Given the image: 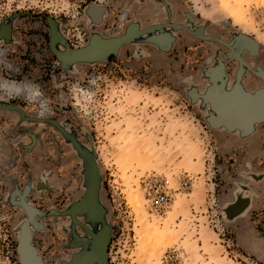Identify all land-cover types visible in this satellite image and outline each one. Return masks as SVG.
<instances>
[{
	"label": "rangeland",
	"instance_id": "rangeland-1",
	"mask_svg": "<svg viewBox=\"0 0 264 264\" xmlns=\"http://www.w3.org/2000/svg\"><path fill=\"white\" fill-rule=\"evenodd\" d=\"M166 1L182 24L168 51L132 42L105 61L63 67L46 17L79 48L93 32L165 23L162 5L0 0V22L15 15L11 39L0 41V100L55 120L95 153L108 264H264V121L242 136L202 98L222 64L219 86L230 89L238 74L245 90L264 86V0ZM152 176L167 181L165 208L147 200L143 181ZM84 190L81 158L57 126L0 108V264H21L22 202L35 210L30 243L43 264L68 260L79 248L55 211Z\"/></svg>",
	"mask_w": 264,
	"mask_h": 264
},
{
	"label": "water",
	"instance_id": "water-1",
	"mask_svg": "<svg viewBox=\"0 0 264 264\" xmlns=\"http://www.w3.org/2000/svg\"><path fill=\"white\" fill-rule=\"evenodd\" d=\"M155 1L160 3L165 11L167 20L165 23H153L141 27L139 21H133L125 27L122 34L110 37H102L98 33L93 32L88 43L79 48L67 46L65 39L58 29L57 22L46 17L49 25L50 50L55 54L58 62L63 67H69L78 63L105 61L109 55L117 54L124 44L132 42H149L156 45L162 51H168L174 39L173 32L178 31L182 27V24L170 20L171 7L166 0ZM91 11L100 13L97 6H93ZM14 18L15 15L5 18L0 22V41L8 43L11 39L12 20ZM248 41L255 45V41H251V39ZM240 65H243L241 64V60ZM223 68V64L220 68H217L219 72L217 78L211 76L207 89V91L211 90V92L205 93L202 95V98L210 103L211 108L217 112L218 117H221L222 122L230 128H234V126L241 127L242 133L240 135L246 136L253 130L255 122L264 121V86L253 91L245 90L241 83V74H238V81L230 89L221 87L222 83L226 81L225 78L220 80L224 72ZM262 78L264 80L263 74ZM211 81H213V85ZM217 81L221 84H214ZM230 102L235 103V105L232 106ZM225 107L230 113L228 117H225L224 114ZM0 108L16 111L22 119L52 122L81 158L85 190L81 198L71 202L64 211H55V214L65 215L69 219L71 232L70 246H77L79 248V250L71 254L68 260L62 261L61 264H108L107 248L110 239V228L105 220L106 210L99 198L101 177L94 159L95 153L81 145L74 134L65 131L55 120L27 117L18 106L5 103L1 100ZM229 116L232 118H229ZM22 206L28 214V219L22 223L20 229L17 245L19 261L21 264H43L36 254L35 248L30 243V224L35 219V217L31 219V216L35 210L26 202H22ZM76 227L84 234L82 235L77 232Z\"/></svg>",
	"mask_w": 264,
	"mask_h": 264
},
{
	"label": "built area",
	"instance_id": "built-area-1",
	"mask_svg": "<svg viewBox=\"0 0 264 264\" xmlns=\"http://www.w3.org/2000/svg\"><path fill=\"white\" fill-rule=\"evenodd\" d=\"M144 192L149 204L154 209L165 208L170 201V192L167 181L155 176L148 177L144 181Z\"/></svg>",
	"mask_w": 264,
	"mask_h": 264
}]
</instances>
